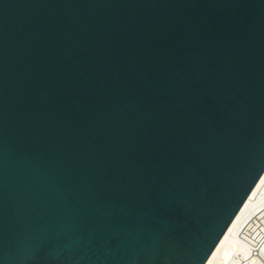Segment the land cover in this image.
<instances>
[{
	"label": "water",
	"instance_id": "95a60500",
	"mask_svg": "<svg viewBox=\"0 0 264 264\" xmlns=\"http://www.w3.org/2000/svg\"><path fill=\"white\" fill-rule=\"evenodd\" d=\"M264 175V0H0V264H206Z\"/></svg>",
	"mask_w": 264,
	"mask_h": 264
},
{
	"label": "bare ground",
	"instance_id": "6f19581e",
	"mask_svg": "<svg viewBox=\"0 0 264 264\" xmlns=\"http://www.w3.org/2000/svg\"><path fill=\"white\" fill-rule=\"evenodd\" d=\"M206 264H264V175Z\"/></svg>",
	"mask_w": 264,
	"mask_h": 264
}]
</instances>
